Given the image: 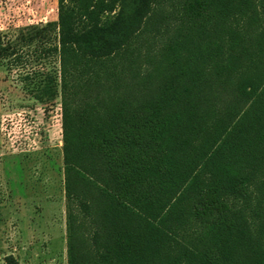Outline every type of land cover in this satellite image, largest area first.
Segmentation results:
<instances>
[{
	"label": "trees",
	"instance_id": "obj_1",
	"mask_svg": "<svg viewBox=\"0 0 264 264\" xmlns=\"http://www.w3.org/2000/svg\"><path fill=\"white\" fill-rule=\"evenodd\" d=\"M58 24L67 264H264V0H58Z\"/></svg>",
	"mask_w": 264,
	"mask_h": 264
},
{
	"label": "rangeland",
	"instance_id": "obj_2",
	"mask_svg": "<svg viewBox=\"0 0 264 264\" xmlns=\"http://www.w3.org/2000/svg\"><path fill=\"white\" fill-rule=\"evenodd\" d=\"M57 76L58 0H0V264H67Z\"/></svg>",
	"mask_w": 264,
	"mask_h": 264
}]
</instances>
